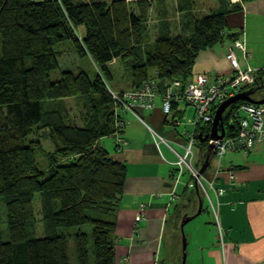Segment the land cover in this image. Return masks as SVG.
<instances>
[{"label": "trees", "instance_id": "16d2710c", "mask_svg": "<svg viewBox=\"0 0 264 264\" xmlns=\"http://www.w3.org/2000/svg\"><path fill=\"white\" fill-rule=\"evenodd\" d=\"M149 1L135 0L137 11L127 0H0V197L5 200L8 225L7 241L2 240L0 228V264H70L69 237L57 229L85 224L92 226L93 259L87 234L80 231L73 235L77 264H115V216L127 169L101 140L114 136L117 147L126 144L125 117H137L134 108L121 103L122 95L153 78L161 97L173 79L187 83L200 51L237 39V33L229 34L227 12L221 10L199 17L188 13V19L182 16L183 29L177 34L160 19L159 34L152 38ZM185 1L192 4L191 0L178 4ZM228 3L235 10L239 2ZM77 27H83L81 36ZM62 42H69L78 56L90 57L97 70L92 75L84 67L61 70L59 79L52 80V73L60 69L56 46ZM113 60L129 73L128 91L119 92L108 83L114 75ZM262 73V68L254 71V85L260 83L257 75ZM159 80L166 81L163 90ZM70 98L84 108L77 123L59 119L61 113L45 108L50 101ZM156 98L153 108L143 110H153ZM242 102L232 103L223 113L227 137L238 131L236 118L230 116ZM176 103L163 113L166 118L172 115L175 126L181 123L172 114ZM137 119L146 125L142 116ZM211 128L212 122L197 125L196 137L203 139ZM153 132L156 145L162 144ZM46 136L53 150L44 149ZM173 169L176 176L185 171ZM36 193L41 198V221L35 212ZM39 222L45 233L41 237L35 233Z\"/></svg>", "mask_w": 264, "mask_h": 264}, {"label": "crops", "instance_id": "0c3cea01", "mask_svg": "<svg viewBox=\"0 0 264 264\" xmlns=\"http://www.w3.org/2000/svg\"><path fill=\"white\" fill-rule=\"evenodd\" d=\"M238 2L235 10V5H230L228 0H211L208 7L227 12L229 34L237 33V38L246 43L249 56L244 59L237 51L239 65L242 63L244 67L248 64L260 69L264 67V0ZM155 26L152 38L159 34L161 28L156 22ZM178 27L180 32L183 25ZM169 30L173 34L178 33L173 32L171 25ZM230 44L228 39L200 51L195 58L192 77L197 74L209 77L231 74L232 66L226 58ZM257 76L260 83L246 90L251 98L260 100L264 98V74ZM165 83L163 80L157 82L160 90ZM259 89L262 91L258 92ZM172 111L175 120H181L176 126L171 123L172 115L167 118L163 115L161 97H157L153 110H138L147 126L131 114L125 117L127 125L122 133L125 145L117 147L114 136L103 138L102 145L113 158L124 162L127 169L124 191L115 216V264H181L180 257L173 250L177 245L173 229L178 222L174 213L178 209L180 212L184 209L183 219L196 215L192 218L194 222L187 225L189 239L186 240L185 253L187 244L190 251L184 264L264 263V140L248 152L229 151L220 160L210 152L202 164L196 162L199 169L205 167L202 172L207 180L216 177L214 187L217 195L211 193V206L201 191L189 188L192 178L188 174L175 175L170 163L173 160H164L161 150L162 146L167 150L169 147L164 143L156 145L152 136L151 129L171 147L183 150L189 134L194 131L191 124L194 117L182 122L188 111L183 102L176 103ZM187 192L189 195L182 203ZM216 205L220 216L217 222L213 213ZM188 207L190 210L186 211ZM138 215L142 218L136 222ZM218 229L223 236L222 243Z\"/></svg>", "mask_w": 264, "mask_h": 264}, {"label": "built area", "instance_id": "2783aa9c", "mask_svg": "<svg viewBox=\"0 0 264 264\" xmlns=\"http://www.w3.org/2000/svg\"><path fill=\"white\" fill-rule=\"evenodd\" d=\"M235 3L241 0H228ZM241 53L244 59H247L249 52L246 43L241 38L232 41L226 52V58L231 63L232 72L229 75L209 77L203 74H197L190 77L185 85L180 79L170 81L161 94L163 113H169L174 101L185 102L195 109V115L192 120L194 131L189 134L183 150L184 153L177 155V160L172 164L185 170L192 162L193 156L190 154L191 144L196 138L195 127L199 124L212 122L214 117L207 114L208 109L214 113L218 105L227 98H230L242 91H245L255 82L254 69L248 64L241 67L238 63L236 52ZM264 71V67H262ZM159 96L155 87V80L152 78L143 83L139 88L131 92H125L121 97V103L127 108L139 107L142 109H151L154 106V99ZM129 101V102H127ZM131 110V109H128ZM137 117V116H136ZM235 117L238 124V131L235 136L221 139H210L209 144H215L214 153L218 160L229 151L252 150L256 145L264 140V105L242 102L232 110V118ZM138 118V117H137ZM153 132V131H152ZM155 133V132H153ZM159 137L158 142L164 143L171 147L163 137ZM215 177V176H214ZM190 187L194 186L193 180L189 183ZM205 198H207L205 196ZM210 202L211 199L207 198ZM216 217V210L213 208ZM136 217V221L139 220ZM216 220H218L216 218ZM222 240V233L218 234ZM257 264H264L263 262Z\"/></svg>", "mask_w": 264, "mask_h": 264}, {"label": "rangeland", "instance_id": "374dc122", "mask_svg": "<svg viewBox=\"0 0 264 264\" xmlns=\"http://www.w3.org/2000/svg\"><path fill=\"white\" fill-rule=\"evenodd\" d=\"M130 9H135L138 11V8L136 6L135 0H127ZM183 0H181L180 3H182ZM215 1V0H213ZM192 4L188 1H185L183 4L179 5L178 0H150V7L147 8V16H148V27L150 32V35L152 32H154L155 22L158 23L160 19H163V21L169 22L172 26L173 32H178V23L181 21L182 16L185 14H192L190 16H201L202 13L204 15L207 14V12H211L212 10L208 7L210 5L211 0H191ZM184 8L190 9L185 11ZM140 10V9H139ZM210 10V11H209ZM163 13L161 16L160 14ZM78 33L79 36L82 35L83 33V27H77L75 29ZM179 33V32H178ZM151 37V36H150ZM56 50L58 51V62L60 65V69L56 70L55 72L52 73L51 79L52 80H57L60 77V72L61 70H68V69H73L76 71L79 67H84L87 72L92 75L94 71L97 70V67L94 65L92 59L90 57H80L75 52L73 51V47L69 42H62L59 43L56 46ZM0 51H1V41H0ZM242 66L243 64L240 63ZM110 68L112 69L114 75L112 79H108V83L111 88L114 90H119V92H122L127 90L130 86V77L127 69H125L119 62V60H113L110 64ZM121 90V91H120ZM128 91V90H127ZM247 91V90H246ZM258 92H261L262 90H257ZM241 93V92H240ZM226 100V99H225ZM223 102V101H222ZM221 102V103H222ZM49 110L53 111L55 110L58 111L61 118L64 119L66 122H72L74 120H81L82 116V105L80 101H78L76 98H70V99H62V100H57V101H50L49 104L46 105V107ZM188 111L187 115H185V119L182 122H187L188 118L193 117V114L195 113V109L193 106H187ZM53 116V114L51 113ZM56 115V114H55ZM192 121V120H191ZM192 124V123H191ZM183 125V124H182ZM192 127V126H191ZM187 127V128H191ZM105 140H101V143H103ZM125 141H123V144ZM43 147L46 150H53V142L46 136L43 141H42ZM177 151L182 152L177 146H174ZM200 147L196 144L194 146V156H193V163L196 165V162L199 161V164H202L204 159H205V154L207 152V146H204L202 149V154H200L199 151ZM163 154L165 155V159L168 160H174L176 157L171 154L165 147L162 146L161 148ZM40 156L37 157L39 159ZM64 160V159H62ZM213 164H215V160L212 159ZM38 163L41 164V161L38 160ZM48 173L44 176L47 177ZM189 195V192L184 194V199L182 200V203L185 200V197ZM195 197H198L197 195ZM40 196L38 193L34 195V206H35V212L36 214L38 213V220L41 221V205H40ZM196 203V202H195ZM190 210V207L186 209V211ZM183 214H184V209L180 210L178 209L174 213V217H177L178 222L176 223L175 228L173 229V233L175 234L176 240H177V245L173 247V250L177 253V255L180 257V262L183 264V237L187 240L189 239V229L188 226L189 224L193 223L195 219H192L191 221L187 222L183 227H182V221H183ZM204 214L200 215L199 217H203ZM37 216V215H36ZM215 218V217H214ZM213 218V220H214ZM215 221L217 222L216 218ZM214 221V222H215ZM0 228H1V234H2V240L7 241L8 240V225H7V215H6V206H5V200L4 198L0 197ZM84 232L87 234L88 237V251L90 255V259H93L92 255V226L90 224H85V225H79V226H73V227H60L57 229L58 234H63L65 236L69 237L68 240V253H69V258H70V264H77L76 262V252H75V243H74V238L73 235L76 234L77 232ZM35 233L36 236H44L45 233L43 231V224L39 222L38 225L35 226ZM218 234H219V229H218ZM167 236V230L165 232V237ZM165 246V242H164ZM190 251V246L187 244V252ZM186 252V254H187Z\"/></svg>", "mask_w": 264, "mask_h": 264}, {"label": "bare ground", "instance_id": "6f19581e", "mask_svg": "<svg viewBox=\"0 0 264 264\" xmlns=\"http://www.w3.org/2000/svg\"><path fill=\"white\" fill-rule=\"evenodd\" d=\"M187 14H185L184 15V18H186L187 16H186ZM186 19H188V18H186ZM181 24H182V20L178 23V26H181ZM172 27V26H171ZM171 29V28H170ZM111 64V63H110ZM253 86H255L254 84L252 85V86H250V87H253ZM249 87V88H250ZM231 105V104H230ZM134 108V111H133V115L134 116H137V117H141L140 115H139V112H138V110H140L141 108H139V107H133ZM217 109V108H216ZM216 111V110H215ZM215 111H214V113H213V111L211 110V109H208V111H207V114L209 115V116H211V117H214V114H215ZM194 115H195V113H194ZM194 115H193V117H194ZM198 135L199 136H201V133H198ZM211 138H210V135H206V136H204L203 137V139H198L197 137L195 138V140H194V142L191 144V148H190V154L192 155V156H194V146L197 144L198 145V147H200V149H199V151H200V153L203 151V147L204 146H207V152H206V154L208 153V151H209V148H208V145H209V140H210ZM213 147H215V144H213ZM168 151L171 153V154H173L175 157L177 156V155H179V154H182V153H184V150H182V152H179V151H177V149L176 148H174V147H169L168 148ZM211 153H214V149L213 150H211ZM202 154V153H201ZM205 154V155H206ZM215 154V153H214ZM216 157V156H215ZM205 161V160H204ZM174 166V165H173ZM200 170L201 169H199L194 163H191V165L188 167V168H186L185 169V171L183 172L184 174H188L191 178H192V180H193V183H194V186L193 187H190L189 186V184H188V186H189V188H191V189H198L199 191H201L202 192V194H203V196L205 197H207V198H209V199H212V197H211V193H212V195L214 194V195H217L216 193H217V191L215 190V187H214V182H215V180H216V177H213V179L212 180H207V178L203 175V172H200ZM190 183V182H189ZM206 199V198H205ZM216 207H217V209H216V218L218 219V220H220V216H219V213H218V206L216 205ZM137 217H139L140 219L142 218V216L141 215H138ZM139 219V220H140ZM139 220H137L136 222H138ZM218 238H219V236H218ZM219 241L222 243L223 242V236H222V240H220V238H219Z\"/></svg>", "mask_w": 264, "mask_h": 264}, {"label": "water", "instance_id": "95a60500", "mask_svg": "<svg viewBox=\"0 0 264 264\" xmlns=\"http://www.w3.org/2000/svg\"><path fill=\"white\" fill-rule=\"evenodd\" d=\"M249 92L247 91V93H238L230 98H227L226 100H224L222 103H220L215 111L214 114V118L212 121V128H211V132H210V138L213 140L216 139H221L225 136V130L223 128V113L225 111V109L227 107H229L230 104L235 103L239 100H244L250 103H254V104H264V98L260 99V100H255L253 98H251L249 95ZM218 128L220 129V131L218 130ZM209 150H213V144H209L208 145ZM207 159L209 158V155L206 157ZM207 164V163H206ZM205 164V165H206ZM205 167H203L200 172H202L204 170ZM200 207H202V204H200ZM198 213H200V210L198 211ZM196 215H194L193 217H188V218H184L182 221V227L186 224V222H188V220L194 218ZM185 249H186V239L183 237V264L185 262V258H186V253H185Z\"/></svg>", "mask_w": 264, "mask_h": 264}]
</instances>
